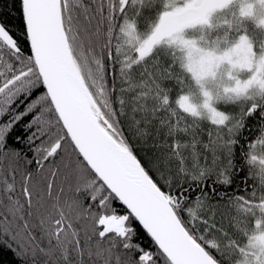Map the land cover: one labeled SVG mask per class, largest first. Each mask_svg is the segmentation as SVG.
Masks as SVG:
<instances>
[{"label":"snow or ice","instance_id":"6c2138e0","mask_svg":"<svg viewBox=\"0 0 264 264\" xmlns=\"http://www.w3.org/2000/svg\"><path fill=\"white\" fill-rule=\"evenodd\" d=\"M4 250L264 264V0H0Z\"/></svg>","mask_w":264,"mask_h":264},{"label":"trees","instance_id":"16d2710c","mask_svg":"<svg viewBox=\"0 0 264 264\" xmlns=\"http://www.w3.org/2000/svg\"><path fill=\"white\" fill-rule=\"evenodd\" d=\"M234 179L238 183L240 180V176H236ZM249 183L251 184V181H249ZM0 264H15V257L11 252L4 250L0 252Z\"/></svg>","mask_w":264,"mask_h":264}]
</instances>
